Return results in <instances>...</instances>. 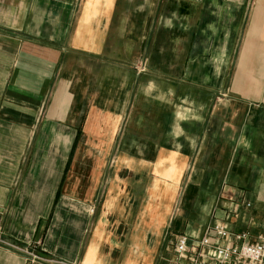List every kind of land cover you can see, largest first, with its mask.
<instances>
[{
	"label": "crops",
	"instance_id": "0c3cea01",
	"mask_svg": "<svg viewBox=\"0 0 264 264\" xmlns=\"http://www.w3.org/2000/svg\"><path fill=\"white\" fill-rule=\"evenodd\" d=\"M185 180L264 237V0H0V264H171Z\"/></svg>",
	"mask_w": 264,
	"mask_h": 264
},
{
	"label": "built area",
	"instance_id": "2783aa9c",
	"mask_svg": "<svg viewBox=\"0 0 264 264\" xmlns=\"http://www.w3.org/2000/svg\"><path fill=\"white\" fill-rule=\"evenodd\" d=\"M3 228L0 221V244ZM38 261L32 251H26ZM176 257L171 264H264V237L255 243L247 242V235H232L226 227L210 225L203 237L191 242L180 237L175 245Z\"/></svg>",
	"mask_w": 264,
	"mask_h": 264
},
{
	"label": "rangeland",
	"instance_id": "374dc122",
	"mask_svg": "<svg viewBox=\"0 0 264 264\" xmlns=\"http://www.w3.org/2000/svg\"><path fill=\"white\" fill-rule=\"evenodd\" d=\"M187 185H188L187 180H185V182L183 183L182 190H181V198L179 199L175 207V213L173 216L171 228L169 229L167 233L168 240L171 234L176 233V232L184 233L186 232V230L190 231V229H193V232L195 231L196 238L203 237L209 226L206 228L204 235L201 236L203 227L213 217L216 204L213 205V203H211L212 194L211 196H208V197L204 196L203 199H200L197 201H195L196 200L195 194L191 196L189 195L190 197L194 198V200L189 199L188 203L184 205L183 201H184V198L186 197L185 189ZM183 206L185 207V209L183 208ZM176 226H178V228Z\"/></svg>",
	"mask_w": 264,
	"mask_h": 264
}]
</instances>
